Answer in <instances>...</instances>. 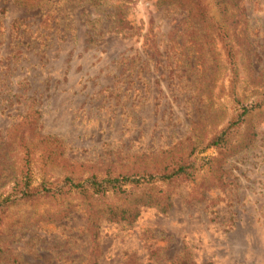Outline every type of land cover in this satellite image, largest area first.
<instances>
[{
	"label": "rangeland",
	"instance_id": "rangeland-1",
	"mask_svg": "<svg viewBox=\"0 0 264 264\" xmlns=\"http://www.w3.org/2000/svg\"><path fill=\"white\" fill-rule=\"evenodd\" d=\"M100 3L0 0V201L69 173H158L191 146L197 172L130 224L89 228L72 195L2 206L0 264H264V108L233 138L246 147L218 162L203 148L264 101V0L234 13V95L225 41L203 24L131 0L117 26Z\"/></svg>",
	"mask_w": 264,
	"mask_h": 264
},
{
	"label": "trees",
	"instance_id": "trees-1",
	"mask_svg": "<svg viewBox=\"0 0 264 264\" xmlns=\"http://www.w3.org/2000/svg\"><path fill=\"white\" fill-rule=\"evenodd\" d=\"M72 2L87 3L94 8H100L104 4L103 0H69ZM114 3L109 9L102 11L106 18L117 26L123 23V11L121 8L131 0H113ZM243 0H155L156 6L173 7L182 13L185 17L204 25L208 32H214L216 38L222 44L228 63L230 66L231 87L230 93L234 95V80L237 77L235 57L237 51H234V45L230 41L229 32L234 33L232 21L235 12L239 11V4ZM109 4V3H108ZM115 4V5H114ZM106 7V6H104ZM214 9L211 13L210 8ZM99 11V10H98ZM215 14L219 17L215 20ZM241 15L242 12H239ZM231 24L228 25V21ZM233 79V80H232ZM236 102L239 99H235ZM239 103V102H238ZM264 108V101L256 99L249 106H240L236 113L224 128L212 135L203 148H212L216 155L210 158L211 161H221V158L231 152L239 151L240 148L247 146L249 141H241L240 145H232L233 138L237 130L242 126L244 117L252 109ZM252 135V134H251ZM249 137H246L248 139ZM193 146L186 156L182 159H176L168 166L161 167L158 173L141 172L133 173L131 171H121L112 173L106 170L102 175L96 172L87 174H65L60 180L53 183L42 182L36 188L30 187L26 183L21 184L18 191L15 192L17 200L0 201L2 206L15 205L17 201H31L40 198L61 197L65 199L68 195L77 199L85 208L86 219L89 228H95L97 224L104 220L108 222L123 221L130 224L138 216L140 207H156L160 212H165L170 207V199L165 192L170 184L179 181H189L197 172L192 161H188V156L193 151ZM223 156V157H222ZM218 158V159H217ZM72 173V172H71ZM73 197H72V196Z\"/></svg>",
	"mask_w": 264,
	"mask_h": 264
}]
</instances>
